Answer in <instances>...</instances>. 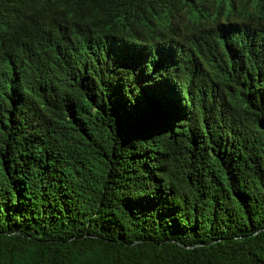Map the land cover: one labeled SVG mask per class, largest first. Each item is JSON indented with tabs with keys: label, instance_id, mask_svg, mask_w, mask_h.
<instances>
[{
	"label": "trees",
	"instance_id": "obj_1",
	"mask_svg": "<svg viewBox=\"0 0 264 264\" xmlns=\"http://www.w3.org/2000/svg\"><path fill=\"white\" fill-rule=\"evenodd\" d=\"M0 264H264V0H0Z\"/></svg>",
	"mask_w": 264,
	"mask_h": 264
}]
</instances>
